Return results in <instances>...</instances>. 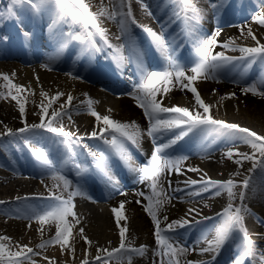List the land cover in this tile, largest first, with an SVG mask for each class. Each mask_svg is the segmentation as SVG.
Instances as JSON below:
<instances>
[{"label":"bare ground","instance_id":"bare-ground-1","mask_svg":"<svg viewBox=\"0 0 264 264\" xmlns=\"http://www.w3.org/2000/svg\"><path fill=\"white\" fill-rule=\"evenodd\" d=\"M242 1L233 0L222 9L223 0H213V3L219 5L216 8L211 7L208 0H194V7L199 9L198 16H200L194 17L190 9L186 12L183 5L176 0H131V10L136 23L129 22L126 29L122 30L120 16H117L116 19H109L106 15L101 14L105 10L108 13L119 12L118 0H86L90 10L98 14V23L100 27L106 30L108 40V43H105L99 35L95 36V39L102 44L103 58L107 59V64L102 66L100 71L107 77L110 71L109 65L114 68L113 71H117L115 74L120 73L122 75L120 70L125 69L129 73V81L132 83L138 75L141 76L142 71H154L157 67L164 65L166 59L174 56L176 48L182 46V39L165 35L167 29L164 28V25L166 23L162 14L156 10V3H161L163 9L172 13L174 17L172 23L175 19H181L180 13L184 14L185 12L188 20V45L186 49L195 56L200 40L206 39L203 38L206 32L212 36L219 31V35L216 37L219 46H213V54L222 52L224 50L222 45L230 39H234L235 43L240 46H256V42L251 37L241 35V28H244L246 33L247 28L251 27L260 43H264V27L259 26L253 20L251 23L246 20L248 17L252 19L256 12L264 11V0H244L246 10L243 4H240ZM52 10L53 7L46 6L45 11L39 14L30 13L26 15L22 13L17 21L19 24L15 25V28L6 25L0 30V39L2 37L7 38L0 43V73L8 74L15 84L23 85L27 89L21 93L26 107L25 116L22 118L18 104L16 103L17 106H14L7 101V96L11 95H9L8 89L2 87L6 82L0 79V92L3 93L0 95V134L6 133L8 128L15 131L24 127L25 121L29 125L40 123L35 121L36 116L41 117L40 107L42 104L50 103L48 114L45 116L51 115L54 107H58V110L64 112L62 117L65 122L60 120L56 124L53 120L54 126H63L65 130L75 133L77 137H82L80 140H71L75 145L72 156L74 158L81 156V152L85 150L92 152L97 147L103 146V143L99 135L95 138L90 135L93 131L99 133V128L102 127V124H98L94 117L88 115L90 112L87 101L91 99L93 109L99 114L109 115L121 122H135L139 125L141 135L137 144L125 141L123 158L120 153L113 150L128 169L126 185L116 184L110 189L104 188L103 193L98 192L97 189L88 190L87 194L72 198L75 215L66 218L70 226L75 227L76 239H72V234L69 236V242L74 249L72 251L67 249L62 251L59 244H49L44 249L38 248L37 246L43 241L53 239L56 232H51L49 228L44 226L34 225L32 221L35 218H28L32 211H41L38 202L43 195L40 190L36 189L39 186V179L50 174L51 167L58 160L57 147L66 144L68 139L46 130L37 129L34 133L25 134L29 144L26 145L24 138H22L19 140L20 147L15 150L8 151L7 154L1 150L0 201L6 203L0 206V237H9L10 240L7 242L12 243L16 251L20 250L21 245H27L39 253L38 255L34 254L31 260L24 261L29 264H32L33 260L36 264H58L60 260H65L68 264H82L86 255L89 264H94L97 249L114 248L119 244V229L111 209L114 206H119L121 201H125L126 222L129 228L127 237L131 241L132 247L147 246L143 256L132 255L131 264H160L161 257L158 255L153 222L147 215L143 204L136 202L138 199H142L136 193L144 190L147 182L140 181L141 175L137 173L135 166L131 165L127 157L128 148H131V150L137 149L140 160L148 161L150 159L155 145L153 138L147 135L148 118L144 115L143 109L132 98V95L122 94L125 90L123 86L115 87L105 77L100 80L99 70L83 73V68L74 64L78 59L81 60L80 62L89 64L91 62V48L86 44L76 45L73 41H69L73 34L68 35V29L63 22L53 24L50 29H44L42 24H50L49 16ZM124 10L127 11V5ZM220 10L225 16L229 14L231 19L220 21L218 19ZM149 11L152 15L149 14ZM174 25L176 24L174 23ZM144 27L151 28L155 32L158 29L164 32L165 45L159 46L158 58L153 60L147 52L142 55L136 54L133 57L130 56L128 66H121L117 59V52L129 51L126 49V44L129 42L140 47L143 39L145 40L148 36L143 30ZM24 32L30 35L25 36L23 35ZM49 34H54L52 40L47 38ZM149 38L151 39V37ZM109 43L112 47H109ZM97 53L100 54L98 50ZM225 53L233 56L240 55L238 49L233 51L231 48L225 50ZM73 55L76 56L74 60ZM64 58L66 59L64 60ZM195 62L194 60L192 66ZM182 63L183 61L180 60L179 64ZM45 64L48 65V68L42 66ZM243 64L244 62L241 61L235 66L228 65L220 69L215 77L210 75L207 79L200 78L195 86L198 88L202 99L212 106L209 114L213 115L214 118L236 123L241 127L255 131L260 136H264V97L254 96L251 93L245 95L241 92V87L248 84L247 78L258 84L259 81L264 80V60L257 59L251 64L250 69L249 67L248 69L245 68ZM13 73H15L14 76ZM120 74L117 75L120 76ZM237 80L240 81L239 84L234 82ZM41 92L47 95L41 96ZM58 93H60L59 96H57ZM230 93H235V97L229 98L228 94ZM69 95L73 97L70 103L68 102ZM115 95L120 96L116 99ZM53 96H57V99L52 100ZM221 97L224 99L221 100ZM158 98L160 99L159 96ZM173 105L203 111L196 106L193 94L187 89L182 90L181 86L173 88L163 98V106L171 107ZM178 134L179 130L173 129L165 137H157L156 142L164 143L167 139H172ZM215 136L217 140L212 142ZM9 137L11 136L0 135V143ZM248 145L243 142L238 133L229 135L213 132L210 129H196L167 150L168 153L172 154L184 153L188 161L182 162L184 169L182 174L173 172L168 175L166 173L160 179V184L168 190L171 197L170 202L165 205L164 211L161 212H164L161 217L166 215L169 222L182 218L199 221L196 230L190 236L189 230L187 229L186 233L184 227L179 228L176 232L179 243L189 249L180 258L181 264H185V261H210L211 264H226L223 261L218 262V259H221V257L218 258L219 252L218 254L211 253V257L209 256L210 252L200 254L199 250L207 247L206 237L213 238L215 228L209 225L215 221L220 223L221 216L218 214L228 203V196L225 192H221L219 196L214 195L213 192H205L192 198L186 192H174L173 189L188 187L185 181H199L203 173H206L207 177L213 180L219 179L222 182L231 179L237 185L235 179L238 175L235 173L242 172L245 160L238 165L233 160L224 157L223 153L228 149H239L240 152L248 153L246 151ZM34 149L41 150L50 163L45 165L38 161L34 155ZM190 168H199L202 171H189ZM94 169L96 171L95 180L97 183L104 184L107 177L102 172V168L94 166ZM257 172L259 179L257 181L251 180L247 190L249 193L246 194L244 200L245 205H248V202L255 205L254 208L249 207L250 211L246 217V228L249 232L251 231L253 236L255 252L262 251L261 248H264V170L257 168ZM169 180L171 187H169ZM197 188L190 190L194 192ZM237 198L239 200V197ZM184 200H187V203H184ZM143 203L145 202L143 201ZM190 208L199 209V215L186 216ZM204 217L209 219H203ZM253 218H256L260 225ZM77 220L79 223H76ZM121 223L123 224L124 221ZM80 228L84 229V236L88 238V241H91V244L86 243L79 234ZM202 236L204 239H201ZM48 247L54 249L51 254L46 251ZM193 248L195 251H192ZM238 249L237 247L233 250L234 257H238ZM103 254L101 253V255ZM44 257H48V259L46 260ZM252 261L258 263L262 260L255 254L249 262L252 263ZM122 262L129 264L127 257H123L120 264H124Z\"/></svg>","mask_w":264,"mask_h":264},{"label":"snow or ice","instance_id":"snow-or-ice-1","mask_svg":"<svg viewBox=\"0 0 264 264\" xmlns=\"http://www.w3.org/2000/svg\"><path fill=\"white\" fill-rule=\"evenodd\" d=\"M183 5L184 9L191 10L193 16L199 14V9L194 7V0H179ZM211 7L216 8L219 5L213 3V0H208ZM28 5L32 13L39 14L46 6L53 7L55 14L58 18L71 17L73 21L81 23L85 29H94V32L88 30L83 36H75L76 40L81 42H87L89 45H93L94 42L91 39L94 35H99L101 39L108 43L106 30L100 27L98 23V14L93 13L90 10V6L86 3V0H10L9 6L5 11H0V21H3L5 16L9 19H18L17 7ZM118 5L120 8L119 12L113 11L108 13L106 10L101 13L106 15L109 19H116L120 16V24L123 29H126L127 24L136 21L133 17L131 10V0H118ZM127 5V11L124 10ZM147 8L146 5H144ZM149 14L150 11H149ZM252 20L256 22L259 26L264 27V11H259L253 14ZM55 23V21H54ZM51 27V26H50ZM143 30L151 37L152 42L160 47L165 45L164 37L161 34L156 33L154 30L148 27H144ZM23 35L29 36L30 34L24 32ZM219 35V31L214 33L212 36L202 39L199 42V46L196 48L197 60L190 68L186 69L179 63H171L168 69L163 71H151V72H141V82L134 85L132 98L136 101L137 105L143 109L144 115L148 118L149 127L147 129V135L153 138L154 150L148 162L144 164L141 169L140 181H148L151 194H146L143 191L136 193V195L142 199H138L137 203H142L147 215L151 218L154 225V237L156 240L158 255L161 257L160 264H181L180 258L189 251L186 247L179 243L177 239V229L183 228L192 223L191 219H179L168 221V217L165 215L160 216V213L164 211L165 205L170 202L171 197L168 196L162 185L160 184V179L166 173L171 175L173 172L177 174H182L184 169L182 168V162L187 159L186 156L171 157L167 150L171 149L172 146L176 145L185 136L189 135L193 130L196 129H210L213 132L232 134L238 133L244 143L249 144L253 149L251 154L246 152H240L239 149H228L223 156L233 160L234 163L240 165L243 160H250L253 162V167L248 171L251 173L257 168L264 170V136L258 135L255 131L248 128L241 127L236 123H229L221 119H216L213 115L209 114L210 108L212 107L206 103L198 88L195 86L196 82L200 78L207 79L210 75L215 77L216 73L225 68L228 65L235 66L236 63L243 61L244 66L255 62L257 59L264 60V43H260L257 36L253 33L251 27L247 28L245 33L244 28H241V35H247L251 37L253 41L256 42V46L246 47L240 46L235 43L234 39H230L225 42L222 47L224 49H232L233 51L239 50V56L227 55L224 51L213 54V46H219V42L216 37ZM3 39H7L4 37ZM119 39V37H117ZM109 47L112 45L109 43ZM48 68V65H42ZM190 72V74H189ZM13 76L15 73L12 74ZM71 75V73H70ZM0 79L4 82L2 87L8 89L11 99L16 101L19 108V113L21 117L24 118L26 107L25 101L20 95L24 93L27 89L23 85L15 84L8 74L0 73ZM38 79V78H37ZM239 84L240 81H234ZM181 86V89H187L190 91L195 100L196 106L203 111L190 110L188 107H182L178 105H173L171 107L163 106V98L172 90L176 84ZM14 91L15 94H12ZM215 91V90H214ZM241 92L245 95L251 93L252 95H258L264 97V80L259 81V84L255 81L245 84L241 87ZM0 95H3L0 92ZM47 94L41 92V96H46ZM60 93L57 94L59 96ZM87 95V94H85ZM229 98H234L235 93L228 94ZM57 96H53L51 99L56 100ZM158 96L160 99H158ZM73 97L68 96V102L72 101ZM224 97H221V100ZM93 101L89 99L87 101V107L92 117L95 118L98 124H102L99 128V133L93 131L90 135L95 138L99 135V138L104 140V142L109 145V147L116 152L120 153L122 158L124 155L123 146L125 141H130L132 144H137L141 135V130L139 125L135 122H121L111 118L109 115H101L95 111L92 107ZM50 103L45 105L42 104L40 107L41 118L40 123L29 125L26 121L24 127L17 130L7 129L6 133L0 135H7L13 137L24 138V143L29 144V140L25 138V134L34 133L37 129H42L49 131L53 134H58L69 141L72 139L80 140L82 137H77L75 133L65 130L63 126H54L53 120L59 121L64 115L63 111L54 110L51 112V118L49 122H45V115L48 114ZM63 107V106H61ZM173 129H178L179 134L175 135L172 139H167V142L157 143V137H165ZM107 137H110L108 139ZM259 153V158H257L256 153ZM34 155L38 161L43 164L48 165L50 162L44 156V153L39 149H34ZM94 157L95 153L92 154ZM106 157L104 154H100L96 161V167L102 168ZM77 169L80 168L79 164H76ZM189 171L198 172L202 171L199 168H190ZM77 176L80 172L77 171ZM239 175V172L235 173ZM53 181H61L62 189L61 191H68L72 185L73 181L69 179L66 175L59 171H52ZM169 187H171V181H168ZM188 185L186 188H175L174 192H186L192 198L200 196L205 192H213L214 195L219 196L221 191L227 192L228 203L222 209V212L218 215L222 216V219L218 225L215 226V234L212 239L206 240L207 247L201 248L200 254L210 252L218 254L219 250L223 245L230 239L233 233L238 232L243 240V250L239 253L234 264H247V261L252 258L255 253L253 249V241L248 233V230L244 224V215L250 211L247 205L244 204L246 199V192L251 184V178L245 177L241 182V191L237 194L234 191L236 184L233 180L228 181H217L210 177H207L206 173H203L200 180H190L185 181ZM197 186H199L197 188ZM54 187L56 185L54 184ZM197 188L196 191H191L190 189ZM159 189V190H158ZM82 194L81 187L76 186L75 190L69 192V198L67 200L63 199L62 196L56 195L52 192L49 193L47 199L50 200V204L41 211H32L28 218L34 217L36 220L43 225L49 220L56 221V234L51 240H45L37 247L44 249L46 245L49 244H59L61 250H74L73 245L69 242V236L72 234V227L69 221L66 219L69 216H74L72 198ZM126 194V193H122ZM240 200V204L236 205L233 201L237 198ZM19 199V198H18ZM28 199V197H25ZM147 203H143V201ZM5 201H0V206L4 205ZM125 201H121L119 206H114L111 211L113 213L114 221L119 229V244L114 248H103L97 249V254L94 258L95 264H106L108 260L121 259L127 257L129 264H131V258L133 254H139L143 256L145 254L146 245H141L139 247H132L131 241L127 237L129 231L127 218L125 215ZM206 207L208 205H205ZM193 214L199 215V209L190 208L186 213V216L191 217ZM203 219H209L204 217ZM124 221L122 224L121 222ZM199 223V221H196ZM76 223H79L77 220ZM163 224V227H162ZM79 234L84 238L86 243L91 244L88 238L84 236V229H79ZM201 239H204L202 236ZM10 240L9 237H0V264H24L25 260H31V257L36 253L35 250L27 245H21L20 250L11 252L6 251L8 245L3 243V241ZM199 242V241H198ZM110 243V242H109ZM195 251V248L192 249ZM105 253L106 255H101ZM166 258V259H165ZM262 262H264V255L261 257ZM48 259V257H44ZM214 259V256H213ZM32 264H36L33 260ZM82 264H89L87 255L85 256ZM185 264H211L210 261H185Z\"/></svg>","mask_w":264,"mask_h":264},{"label":"rangeland","instance_id":"rangeland-1","mask_svg":"<svg viewBox=\"0 0 264 264\" xmlns=\"http://www.w3.org/2000/svg\"><path fill=\"white\" fill-rule=\"evenodd\" d=\"M9 3H10V0H0V11H5L6 12V10H7V8H8V6H9ZM157 6V5H156ZM20 10V9H19ZM156 10L158 11V12H162V10H161V8H159L158 6L156 7ZM18 15V14H17ZM152 15V14H151ZM154 17V16H153ZM195 17H200V16H195ZM154 19V18H153ZM201 19V18H200ZM218 19L220 20V21H226V20H230L231 18H229L228 16H225V14L220 10L219 12H218ZM223 19H225V20H223ZM246 20L248 21V23H251L252 22V19L250 18V17H248V18H246ZM63 21L65 22V24H67V25H69V27H68V29H69V31H70V33H72V32H74V33H78V35H80V36H83L84 34H85V32L86 31H88V30H91V31H93L94 32V29H85V27L81 24V23H79V22H76V21H73L72 19H71V17H66V18H63ZM13 24V19H9L7 16H5V18L3 19V21H0V30H2L4 27H6L5 25H12ZM252 25V24H251ZM156 33H158V34H163L162 33V31L160 30V29H158L157 30V32ZM211 34L210 33H208V32H206L205 34H204V37L203 38H207L208 36H210ZM95 36L96 35H94L91 39L95 42ZM163 36V35H162ZM181 50V51H180ZM225 50L226 49H224V50H222V51H224L225 52ZM184 52V50L183 49H180V47H179V49H178V47L176 48V51H175V53H174V56L173 57H171V58H168V59H166V61L164 62L165 64L163 65H161L160 67H157L154 71H161V70H165V69H168L169 68V66H170V64L171 63H173V62H175V63H179V61L180 60H182L183 61V63L181 64L182 66H184L186 69H188L189 67H191L192 66V63L194 62V60L196 61L197 60V54H196V56H195V54H192L191 52H186V54H184L183 53ZM247 81H248V83L250 82H253L250 78H247ZM0 82H1V80H0ZM141 82V76L140 75H138L137 77H136V79L132 82V83H130V84H127L126 86H124V89L125 90H123V92H122V94L123 95H131L132 93H133V88H134V85H137V84H139ZM180 87V85L177 83L174 87H172V89L173 88H177V87ZM10 91V90H9ZM12 94H15L14 93V91L12 92ZM21 96H22V94H20ZM119 96L120 95H115V98L117 99V98H119ZM22 98H24V97H22ZM25 99H27V97H25ZM159 99V98H158ZM7 101H9L10 103H12L14 106H17L16 105V101H14V100H12L11 99V96H7ZM54 110H58V107H54L53 108V110L52 111H54ZM89 116H91V114L89 113L88 114ZM40 118L41 117H39V116H36V118H35V121H37V122H40ZM50 118H51V115H49V116H45L44 117V119H45V122H49V120H50ZM61 122H65V120H64V118L62 117L61 119ZM60 120L59 121H54V123H59L60 122ZM108 139H110V137H107ZM22 138L21 137H19V136H17V137H13V136H11V137H9L8 139H6V140H3V142H1L0 143V151L2 150L3 152H5L6 154L8 153V151H12L13 149L15 150L17 147H20V145H19V140H21ZM67 142L66 143H68L67 144V146H69L70 148L71 147H73V146H75L74 144H73V142H71V141H69V140H66ZM101 142V141H100ZM167 142V141H166ZM97 143V142H96ZM102 143H103V146H101V147H97L95 150H93L90 154H93V153H95L96 154V156H95V160H92L90 163H93V164H96V161H97V158L99 157V155L100 154H103L102 152H104V151H107V150H109V149H111L110 147H109V145H107L105 142H104V140H102ZM113 150V149H112ZM246 151L249 153V154H251L252 152H253V149L251 148V146L250 145H248L247 146V149H246ZM169 155L171 156V157H177V156H184L185 154L184 153H179V154H172V153H169ZM256 155H257V158H259V153L257 152L256 153ZM93 156V155H92ZM200 160H201V158H199ZM64 161V164L62 165V166H59V167H51V171H50V174L47 176V177H45V178H42V179H39V186L36 188L37 190H40L41 192H42V198H40V200H39V204H42V206H41V210H43V209H45L49 204H50V200L49 199H47L48 197H49V193L50 192H52V193H54V194H56V195H59V196H62V198L63 199H65V200H67L68 198H69V192L70 191H72V190H75V188H76V185H75V183H79V180L83 177V176H85V174H86V172L84 171V168H79V169H77L76 167H75V165L76 164H79L80 165V161L78 160V159H75V158H73L72 156H69L68 154L65 156V159L63 160ZM188 161V158L186 159V160H184L183 162H187ZM148 161H142V163L143 164H146ZM253 167V162L252 161H250V160H245L244 161V164H243V170H242V172H240L239 173V175H238V177H237V179H235L236 180V183H237V185H236V187L234 188V191L238 194L242 189H241V182L243 181V178H245V177H250V178H252L253 177V173L255 172V171H253V172H249L248 170L249 169H251ZM52 171H59V172H61L62 174H64V175H66L69 179H71V178H73V180H74V183H73V185H72V187L68 190V191H61V189H62V187H63V185H62V182L61 181H59V180H57V181H53V179H52ZM77 171H79L80 172V175L79 176H77L76 175V173H77ZM256 175V177L254 178H252V180L254 179V180H256V179H259V175H257V174H255ZM147 182V184H146V187L144 188V190H142L143 192H145L146 194H151V192H150V188H149V182L148 181H146ZM54 184L56 185V187H54ZM163 187V189H164V191H165V193L169 196V192H168V190L164 187V186H162ZM159 190V189H158ZM221 192H225V194L227 195V192L226 191H224V190H222ZM247 193H249L248 191L246 192V194ZM224 195V194H223ZM237 197H238V195H237ZM228 198V197H227ZM132 202V201H131ZM145 203H147V201L145 200L144 201ZM184 203H187V200H184L183 201ZM233 203L234 204H236V205H239L240 204V201L238 200V198H236L234 201H233ZM134 204V203H133ZM244 204H246L245 202H244ZM227 205V204H226ZM225 205V206H226ZM254 206L255 205H252V204H250L249 202H248V205H247V207L249 208H254ZM162 214H164V212L163 213H160V216H162ZM248 214H249V212L248 213H246L245 215H244V224L246 225V217L248 216ZM221 219H222V217H221ZM254 219V218H253ZM254 221L258 224V225H260V223H259V221L255 218L254 219ZM32 223L34 224V225H39V226H44V227H47V228H49L50 229V231L51 232H56V221L55 220H49V221H47V222H45L43 225H41L40 224V222L38 221V220H36V219H34L33 221H32ZM162 227H163V224H162ZM250 233H251V231H250ZM72 239L74 240V239H76V233H75V227H72ZM3 243H5L6 245H8V247L6 248V251H11V252H15L16 251V249H15V247H13L12 246V243H10V242H7V241H3ZM200 244V243H199ZM262 249V251H258V252H255V254L256 255H258V257L260 258L262 255H264V248H261ZM54 249H53V247H48L47 248V252L49 253V254H51L52 253V251H53ZM103 255H106L105 253L103 254ZM261 259V258H260ZM38 260H40V258H38ZM121 260H122V258L121 259H112V260H108L107 262H106V264H120V262H121ZM25 264H29V263H27V262H24ZM122 263H124V264H126V262H122ZM227 264H234V261H227L226 262ZM263 262L262 261H260V262H253L252 264H262ZM58 264H68L67 263V261H65V260H60L59 261V263ZM95 264V263H94Z\"/></svg>","mask_w":264,"mask_h":264}]
</instances>
